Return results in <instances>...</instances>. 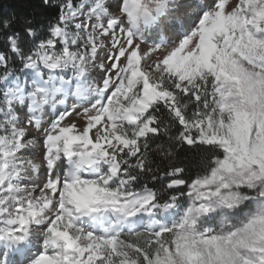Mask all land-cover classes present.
<instances>
[{
	"label": "snow or ice",
	"instance_id": "obj_1",
	"mask_svg": "<svg viewBox=\"0 0 264 264\" xmlns=\"http://www.w3.org/2000/svg\"><path fill=\"white\" fill-rule=\"evenodd\" d=\"M0 264H264V0H0Z\"/></svg>",
	"mask_w": 264,
	"mask_h": 264
},
{
	"label": "trees",
	"instance_id": "obj_2",
	"mask_svg": "<svg viewBox=\"0 0 264 264\" xmlns=\"http://www.w3.org/2000/svg\"><path fill=\"white\" fill-rule=\"evenodd\" d=\"M4 6L7 7V4L9 3V0H3Z\"/></svg>",
	"mask_w": 264,
	"mask_h": 264
}]
</instances>
